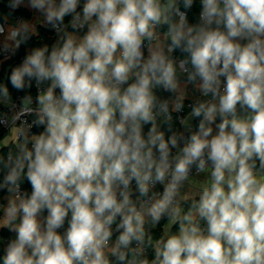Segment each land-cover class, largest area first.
Returning <instances> with one entry per match:
<instances>
[{
    "label": "clouds",
    "instance_id": "1",
    "mask_svg": "<svg viewBox=\"0 0 264 264\" xmlns=\"http://www.w3.org/2000/svg\"><path fill=\"white\" fill-rule=\"evenodd\" d=\"M196 3L9 0L57 39L9 77L0 264H264V0Z\"/></svg>",
    "mask_w": 264,
    "mask_h": 264
},
{
    "label": "trees",
    "instance_id": "2",
    "mask_svg": "<svg viewBox=\"0 0 264 264\" xmlns=\"http://www.w3.org/2000/svg\"><path fill=\"white\" fill-rule=\"evenodd\" d=\"M8 3H9V0H6V3H0V11H6V12H10L14 15H23V16H27L29 15V11H27L26 9L22 8V7H19L17 8L15 11H12L9 9L8 7ZM198 12H199V4H198V0H197V3L194 5L193 9L191 10V12L189 13V18H190V22H195L196 19H197V16H198ZM0 19H1V14H0ZM41 29V32H43L45 34V42H42L41 39H40V36L39 35H32L31 38L27 41V43H29L30 45V50L27 49L26 47V44H22L20 45L19 48H17L15 54L13 56H11L4 64H3V68H2V71H0V79H4L6 81V84L8 85V88L13 91V92H16L15 89L12 88L11 84L9 83V77L11 75V72L12 70L17 67L18 65H20L24 59V57L35 47H41L45 44L51 46L53 43H55L57 37H56V34L54 33L53 30L51 29H45V28H42L40 27ZM31 93L34 94L36 92V89L35 87H33L32 89H30ZM21 93H25L24 91H20ZM159 94L162 96V98H167V96L169 95L168 92H163V91H160ZM4 109V107L2 108ZM1 114V112H0ZM194 128L193 130H195V127L198 125V120L199 118H195L194 119ZM172 124L174 126H177L179 127L178 123L176 120H173L172 121ZM167 128H168V125L167 124H164L163 127H162V130L165 131L166 135L168 134L167 132ZM6 132V129L5 127L0 124V137H2ZM15 151V147L14 146H9V147H6L4 150H3V154L6 155L9 151ZM1 174L3 175V173L1 172ZM23 186L25 188V190L27 191H31V188H30V185L27 183V181H25L23 183ZM163 223V222H162ZM67 227V224L65 225V228ZM175 230V229H174ZM60 231H63L60 230ZM159 230L157 229V234H158ZM2 235L4 236H8L9 239H12L15 237V233H12V232H9L8 230L4 229L2 230ZM5 247L2 243H0V251H4Z\"/></svg>",
    "mask_w": 264,
    "mask_h": 264
},
{
    "label": "crops",
    "instance_id": "3",
    "mask_svg": "<svg viewBox=\"0 0 264 264\" xmlns=\"http://www.w3.org/2000/svg\"><path fill=\"white\" fill-rule=\"evenodd\" d=\"M0 3H6V0H0ZM22 8L26 9L27 11H29V15H14L10 12H6V11H0V14H1V20L5 23V27L7 28L10 24H15L21 20H26L28 21L29 23H31L33 26H34V29H35V34L36 35H39L40 36V39L42 42H45V34L43 32H41V29L40 27H42L43 25V22H42V17L39 16V14L37 12H35L34 10H31L29 9L28 7H25V6H21ZM55 33V32H54ZM0 43L4 46H9V45H6L5 44V41H4V36L1 37L0 39ZM26 44V47L28 50H30V45L29 43H25ZM181 54H178L177 57H179ZM9 58H6V59H2L0 58V71H2V68H3V64L8 60ZM0 83H6V81L3 79H0ZM11 95H12V99L13 101L16 100V94L15 92L11 91L9 89ZM189 93H190V96L188 99H193V98H196V94H193L192 93V89L189 88ZM25 95V93H24ZM19 105H21V99L19 100ZM4 107V109H2ZM9 107L0 103V112L2 111H5L6 109H8ZM16 111L15 109L11 111V114H13V112ZM195 118L192 119V124H193V128H194V120ZM163 127V125H162ZM9 132H10V129L6 130L5 134L0 137V140H3L4 138L8 137L9 135ZM9 146H14V144H12L11 142L7 145V146H3V147H0V153L3 152V150L6 148V147H9ZM15 147V146H14ZM0 176H2L1 172H0ZM161 189H162V186H161ZM5 193L0 191V203H3V197H4ZM6 228H3V229H0V243H2L5 247V244L2 240V230H4ZM8 230V229H6ZM4 255V251H0V257H2Z\"/></svg>",
    "mask_w": 264,
    "mask_h": 264
},
{
    "label": "built area",
    "instance_id": "4",
    "mask_svg": "<svg viewBox=\"0 0 264 264\" xmlns=\"http://www.w3.org/2000/svg\"><path fill=\"white\" fill-rule=\"evenodd\" d=\"M0 23H4V22L0 19ZM42 28L50 29V28H49L48 26H46L45 24L42 25ZM1 37H2V36H0V39H1ZM16 50H17V48H14V47H11V46H4V45H2V44L0 43V58H2V59L10 58L11 56H13V55L15 54ZM178 54H180L179 51H177V52L174 53L175 56H177ZM24 58H25V57H24ZM23 60H24V59H23ZM35 93H36V92H35ZM35 93H34L33 95H35ZM15 94H16V100L14 101V103H15L16 106H17V109H15V110H18L19 107H20V105H19V100L24 96V94L21 93L20 91H16ZM193 99H195V98H193ZM193 99H188V100L186 99V100H185V104L187 105V104L190 103L191 100H193ZM13 110H14V109H13ZM11 111H12V110H11ZM11 111H10V109L8 108V109H6L5 111H2L1 114H7V115L10 117V116H12ZM188 111H190V108L186 107V108L184 109V112L186 113V112H188ZM176 115H183V113H180V114L173 113L174 118H175ZM23 119H26V120H28V121H31V120L33 119V116H31V115H27V116L23 117ZM174 120H175V119H174ZM177 123H178V122H177ZM3 126H4V125H3ZM4 127H5V126H4ZM5 129L8 130L9 127H5ZM40 130H41V129H37V128H35V127H33V129H32L33 132H38V131H40ZM22 187L24 188L23 185H22ZM24 189H25V188H24ZM161 190H162V189H161ZM2 240H3V242H4L5 246H6V244L8 243V241H9L10 239H9L8 236H4V235H3V236H2Z\"/></svg>",
    "mask_w": 264,
    "mask_h": 264
}]
</instances>
